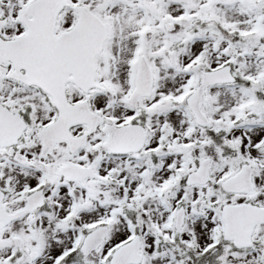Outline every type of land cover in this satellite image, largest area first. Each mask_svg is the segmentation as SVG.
<instances>
[{
    "label": "snow or ice",
    "instance_id": "1",
    "mask_svg": "<svg viewBox=\"0 0 264 264\" xmlns=\"http://www.w3.org/2000/svg\"><path fill=\"white\" fill-rule=\"evenodd\" d=\"M0 264H264V0H0Z\"/></svg>",
    "mask_w": 264,
    "mask_h": 264
}]
</instances>
